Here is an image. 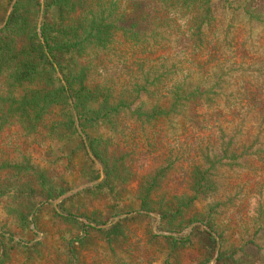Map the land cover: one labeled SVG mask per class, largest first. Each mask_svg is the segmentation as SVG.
<instances>
[{"label": "rangeland", "instance_id": "1", "mask_svg": "<svg viewBox=\"0 0 264 264\" xmlns=\"http://www.w3.org/2000/svg\"><path fill=\"white\" fill-rule=\"evenodd\" d=\"M52 1L38 0L34 9L31 0L21 1L41 44L42 22L64 24L80 3L61 0L56 7ZM15 2L0 0V38H13L3 29ZM15 43L20 50V38ZM91 48L81 45L80 54L65 56L61 73L54 66L61 85L75 80L81 66H93L85 53ZM109 54L100 62L108 74L121 69ZM102 70L91 82L92 88L104 83L102 94H79L88 111L78 113L46 104L47 78L30 76L22 84L19 73L0 75L1 99L14 103L0 107L6 117L0 126V264H214L218 257H225L219 264H264V161L236 157L240 146L224 152L214 133V143L200 141L209 132L196 126L190 111L180 132L181 116L154 114L145 95L94 119L120 100ZM199 152L210 160L218 155L211 164L213 190L197 194L179 218L176 207L192 195L187 168H207ZM153 180L157 187L146 193ZM186 236L190 242L181 249Z\"/></svg>", "mask_w": 264, "mask_h": 264}, {"label": "trees", "instance_id": "2", "mask_svg": "<svg viewBox=\"0 0 264 264\" xmlns=\"http://www.w3.org/2000/svg\"><path fill=\"white\" fill-rule=\"evenodd\" d=\"M21 1L16 0L3 29L13 38H0L1 76L19 73L22 84L29 83L30 76L47 78L51 91L43 95L46 104L54 103L68 112L70 107L76 113L88 111L78 95L102 94L104 83L93 90L91 82L97 78L96 69L103 68L100 62L112 53L121 69L109 74L102 70L101 75L108 74L106 81L120 100L115 99L112 107L107 103L109 108L95 112L94 119L100 114L106 118L109 112L123 108L125 101L145 95L154 114L181 116L180 132H184L190 111L196 126L203 124L209 132L200 141H211L214 133L224 152L240 146L242 151L236 157L264 161V0H222L220 8L215 5L218 0H78L76 12L64 24L56 22L52 27L42 22L43 44L34 32L32 12L21 9ZM31 1L33 9L38 7V0ZM51 4L60 7L62 2L53 0ZM22 11L28 14L23 21L19 20ZM79 25L83 34L75 35ZM18 38L20 50L16 49ZM81 45H92L85 53L96 62L91 68L81 66L75 80L66 79L63 86L55 78L54 66L61 73L65 56L80 54ZM13 81L16 84L18 79ZM11 105L13 100L1 99L0 93V107ZM0 119L1 126L6 117ZM252 147L254 151L249 152ZM215 156L213 160L209 155L197 158L207 165L205 169L196 163L187 168L192 195L185 196L183 207H176L179 218L197 194L213 190L210 179ZM157 181L148 184L146 193L157 187ZM189 238L179 240L181 249ZM224 261L225 257H218L214 264Z\"/></svg>", "mask_w": 264, "mask_h": 264}]
</instances>
